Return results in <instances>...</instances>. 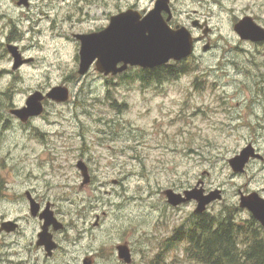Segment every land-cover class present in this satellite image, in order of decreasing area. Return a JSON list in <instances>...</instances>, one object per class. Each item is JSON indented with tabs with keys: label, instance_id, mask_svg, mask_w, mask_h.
I'll return each mask as SVG.
<instances>
[{
	"label": "rangeland",
	"instance_id": "374dc122",
	"mask_svg": "<svg viewBox=\"0 0 264 264\" xmlns=\"http://www.w3.org/2000/svg\"><path fill=\"white\" fill-rule=\"evenodd\" d=\"M153 1L32 0L26 8L0 0V223L19 224L0 231V264H127L117 256L123 243L129 264H197L183 241L165 244L196 202L173 207L166 189L220 190L206 211L237 207L240 222L250 217L238 206L240 192L264 197V44L233 30L245 15L264 27V0H173V23L198 16L214 28L213 49L203 53L199 43L178 80L143 87L137 67L118 76L94 65L78 73L74 34L105 28L130 5L146 13ZM8 44L26 59L18 69ZM54 86L69 90L67 101L45 99L26 123L10 113ZM247 144L263 159L233 172L228 159ZM80 159L90 174L83 186ZM26 190L41 209L50 202L63 224L49 229L59 246L51 257L34 246L42 222L30 214Z\"/></svg>",
	"mask_w": 264,
	"mask_h": 264
},
{
	"label": "water",
	"instance_id": "95a60500",
	"mask_svg": "<svg viewBox=\"0 0 264 264\" xmlns=\"http://www.w3.org/2000/svg\"><path fill=\"white\" fill-rule=\"evenodd\" d=\"M18 4L27 6L28 0H18ZM162 12L168 14L166 20ZM170 18L169 0H156L154 7L144 15L129 8L112 15L108 25L99 31L74 34L80 43L78 73L83 75L94 65L103 75L115 76L129 66L147 69L166 64L170 60L187 58L193 52L194 39L183 26L171 28L167 23ZM233 30L241 40L255 43L264 41V27L255 23L250 16L239 19ZM7 50L13 58L12 68L18 69L26 59L21 58L18 47L13 44H8ZM68 98L69 90L64 86H54L45 93L36 90L27 96L23 107L13 108L10 113L25 123L43 112L45 99L61 103ZM251 159H263V156L255 151L252 144H247L238 154L228 159V163L233 172L242 173ZM76 165L82 175L81 186L88 184L90 174L86 164L80 159ZM203 191L202 188H193L178 193L166 189L165 196L167 203L173 207L194 200L196 202L194 212L201 214L210 203L222 198L220 190H213L207 194ZM27 196L30 214L42 222L36 245L42 246L46 255L51 256L57 248V243L49 229L61 230L63 224L54 216L50 203L41 209L40 204L29 193ZM238 206L249 211L264 228V197L256 191L247 194L240 192ZM17 228L18 223L13 220H4L0 223V231L6 233L14 232ZM116 248L119 259L130 263L131 254L128 246L119 244Z\"/></svg>",
	"mask_w": 264,
	"mask_h": 264
},
{
	"label": "trees",
	"instance_id": "16d2710c",
	"mask_svg": "<svg viewBox=\"0 0 264 264\" xmlns=\"http://www.w3.org/2000/svg\"><path fill=\"white\" fill-rule=\"evenodd\" d=\"M178 74L169 70L164 75L148 76L147 69L137 68L135 78L147 87L177 79ZM236 211L239 212L237 207H226L216 216L208 211L192 213L177 228L178 237L173 236L171 240L186 243L187 257L197 264H264V228L252 216L245 222L237 221Z\"/></svg>",
	"mask_w": 264,
	"mask_h": 264
},
{
	"label": "flooded vegetation",
	"instance_id": "af4514ba",
	"mask_svg": "<svg viewBox=\"0 0 264 264\" xmlns=\"http://www.w3.org/2000/svg\"><path fill=\"white\" fill-rule=\"evenodd\" d=\"M15 2H16V4L18 6H23V7L29 8L31 6L32 0H28L27 6H25L23 4H18L17 0H15ZM155 2H156V0L153 1L152 7L150 9H147L148 11H150L154 7ZM210 3H216V0H214V1L210 0ZM169 7H170V10H171V18H170V20L167 21L168 25L171 28H173V29L183 26V27H185V28H187L189 30V32L191 33V35L193 36V39H194L193 52L187 58H184V59H181V60H178V61L170 60L166 64L155 66L153 68H147V75L148 76H152V75L160 76V75H164L167 71L171 70L174 73H179L178 74L179 75L178 79H179L181 76L186 74V72H187L186 65H189L188 64L189 60H191V59L193 60L195 58L196 50L198 48L199 43L201 44V49L203 50V53H208V52H210L213 49L214 43H213L212 35H213L214 28L210 27V24H209L208 20L202 19V18H200L198 16H191L190 19L188 18L189 21H187V22L173 23V21H174L173 0H169ZM126 8H132L133 9V8H137V7H136V5H130V6L126 7ZM196 12L197 11L195 10V13ZM141 14L144 15L145 11H143ZM162 15H163V18L166 20L167 17H168V14L166 12H162ZM245 16H248V15H245ZM250 17H252V16H250ZM252 19L255 21L254 17H252ZM238 20H239V17L235 19L234 24ZM244 42L251 43V44H256L257 46L264 44V41L257 42V43H254V42H251V41H244ZM120 65H121V63L118 64V66H120ZM129 68H130V66L127 69H129ZM118 75H120V74H117L116 76H118ZM27 193H29L31 195V197L34 198L37 201V198L35 197L34 193H32L29 190H26L24 192V197H25L26 201L28 202V204H29V200H28ZM38 203L40 204V202H38ZM47 203H50V202L47 201ZM29 210H30V208H29ZM249 215H250V213H249ZM15 222H17V221H15ZM18 227H19V224H18ZM37 234H36V239H37ZM173 236L178 237V235L176 233V230L174 231V233L170 237H168L166 239V243L165 244L167 246H170V245L174 244V242H178V241H175V240H173V241L171 240V238ZM53 239L55 240L54 234H53ZM246 240H250V238H248ZM34 246L36 247V249L38 251H42L44 253L45 257H51L54 254V251L59 247L58 244H57V248L53 251L52 255L51 256H47L46 252H45V250H44V248L42 246H37L36 242L34 243ZM243 246H246V244H243ZM129 251H130V249H129ZM130 254H131V251H130Z\"/></svg>",
	"mask_w": 264,
	"mask_h": 264
},
{
	"label": "bare ground",
	"instance_id": "6f19581e",
	"mask_svg": "<svg viewBox=\"0 0 264 264\" xmlns=\"http://www.w3.org/2000/svg\"><path fill=\"white\" fill-rule=\"evenodd\" d=\"M41 206V205H40ZM37 240V239H36ZM36 242V241H35ZM124 244V243H123ZM125 245H127V244H125ZM117 247V246H116ZM129 248V247H128ZM117 249V248H116ZM118 256V255H117ZM119 258V257H118ZM239 260V258L237 259V261ZM240 263H242V261L240 262ZM239 264V263H238Z\"/></svg>",
	"mask_w": 264,
	"mask_h": 264
}]
</instances>
